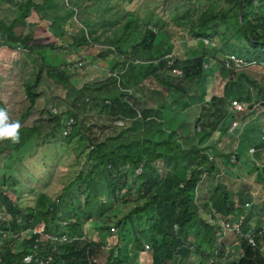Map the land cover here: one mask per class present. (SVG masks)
I'll return each mask as SVG.
<instances>
[{
  "label": "trees",
  "instance_id": "trees-1",
  "mask_svg": "<svg viewBox=\"0 0 264 264\" xmlns=\"http://www.w3.org/2000/svg\"><path fill=\"white\" fill-rule=\"evenodd\" d=\"M44 1L36 5L33 0H25L20 5L24 7V14L35 9L45 13L47 19L50 18L47 9L55 10L51 21L53 32L59 40L41 47L45 49L44 53L41 50L36 53L40 54L48 76L58 83L69 85L73 74L68 67L73 64L60 62L61 60L60 63L52 61L50 53L57 48L80 51L78 53L82 59L87 55L90 62L103 59L108 62L111 73H114L127 59L145 62L136 54L142 45H148L156 52L157 47L164 43L165 35L153 29L157 26L149 24L156 16L155 10H158L161 2L165 0H145L150 4L145 14H142L141 5L136 9L130 7L133 3L130 1L137 0H128L126 5L123 1L120 8L114 7V0H91V6L85 4L86 0H67V8L62 14L57 10L58 0ZM202 1L198 0L199 17L193 22L190 33L188 32L191 39L212 40L215 35H220L223 44L237 56L251 62H264V0H224L228 8H220V0H205L209 2V6H202ZM73 5L76 7H71ZM68 24L69 32L66 30ZM35 49L39 48L29 47L30 51ZM167 55L171 58L156 57L158 64L153 62L155 58L150 60L148 72L143 75L142 80L135 82V87L150 91H153L154 85L161 88L160 92L156 93L164 98L162 108L170 106L171 116L168 118V114L165 111L161 113L160 110L154 116L153 107H150L143 97L135 94L129 95V101L121 102L115 99L112 106L104 105L106 111H113V115L140 123L136 122L133 128L127 130H118L119 133L113 137L109 135L105 139L107 141H101L98 137L92 138L90 126L81 128L86 132V135L79 138L83 150L78 156L85 157L83 166L75 179L63 189L62 194L56 200H49L47 205L36 206L35 200L30 203L25 201L22 196L24 184L18 177V166L24 163L28 166L34 165L40 170L42 167L46 169L48 158L41 157L40 152H30L50 144L51 140L39 143L42 136L37 125L16 127L10 135L0 133V210H4L11 217L10 221L0 220V229L9 231L0 233V264H39L41 259L48 260L46 264H69L70 255L78 250L81 237L88 235L87 224L99 223L115 206L126 208L133 203L135 206L117 221L119 240L125 237L123 231L128 223L133 222V215L144 214L155 229L156 244L164 245L167 250L179 255L182 264L187 263V259L192 256L206 257L207 260L202 264H208L216 249L224 247L216 237L219 220H222L221 217H234L232 220L236 219V216L243 218L242 208L235 207L226 200L217 202V199H214L215 211L209 212V216L208 213L206 215L202 212L203 208L196 201L197 189L203 175L213 173L216 169L214 157L210 158L209 154L198 146L184 148L178 141L175 129L167 130L162 124L163 119H166L172 122L170 125L175 128L184 121L180 112L173 110V99L176 98L172 96H190L185 86L202 78L206 55L200 53L192 56L182 53L180 49L177 51L176 48ZM217 59L221 63L225 61L224 56ZM176 69H179L181 74L175 73ZM39 80L40 75L37 82ZM32 90L33 85L27 84L26 91L31 104L25 114L41 95ZM70 114L75 122L72 124L71 133L64 135L68 142L73 138L74 129L78 125L77 116ZM155 119L159 122L156 128L153 127L154 132L150 136L139 135L130 142L119 143L111 149L105 145L111 139H118L119 135L155 124ZM61 123V120H57L52 132L47 136L58 137L55 134L57 130H64L67 126V121H64L63 125ZM257 123L255 129L264 134V114L259 117ZM230 126H233V123ZM132 144L137 146L136 151L131 150ZM232 162L238 166L247 164L242 161L239 151L224 155L226 166ZM140 165L141 172L137 174L135 171ZM33 175L28 173L30 177H34ZM37 181L42 179L38 176ZM76 182L79 184L78 188H73ZM37 190L33 189L36 192ZM245 198L246 203L253 201L250 195ZM137 202L139 203L136 204ZM250 208L251 203L247 209ZM216 213L222 215L217 221ZM211 217L215 220L212 221ZM261 218L256 225L257 231L264 227V223H261L264 217ZM252 220V212L244 216L241 221L243 233L251 229ZM24 229L36 232L31 237H14L15 233ZM194 231L195 235L192 234ZM49 234L57 237L66 235L68 240L52 243L47 237ZM148 235L147 230H144L141 237L136 238L135 246L138 250L144 248L141 238H148ZM257 241L263 244L264 235L257 237ZM96 245L90 244L89 252H82L71 264H97L93 258L96 255ZM241 246L243 256L233 255L225 264H264V255L259 249L245 240H242ZM111 250L107 264H125L120 257V251L114 254L113 247ZM30 255H33L30 260L25 261Z\"/></svg>",
  "mask_w": 264,
  "mask_h": 264
},
{
  "label": "rangeland",
  "instance_id": "rangeland-1",
  "mask_svg": "<svg viewBox=\"0 0 264 264\" xmlns=\"http://www.w3.org/2000/svg\"><path fill=\"white\" fill-rule=\"evenodd\" d=\"M13 1L16 5H20L25 0L22 2ZM33 1L36 5L45 2L44 0ZM123 1L125 5L128 2V0H114V7L120 8ZM58 2L57 10L62 14L67 8V0H58ZM131 2H133L130 5L131 8L135 7L136 9L141 5L142 14H145L150 5L145 0ZM85 4L91 6L93 2L86 0ZM205 4L209 6V2L203 0L202 6ZM219 4L220 8H228L224 0H220ZM160 5L159 9L155 10L154 15L156 16L153 17L149 26H157L153 29H157L165 35L164 43L162 42V45L157 47L156 52H153L152 47L142 45L136 54L140 56V60L145 62L127 59L114 73H111L108 62L103 59L90 62L87 55L85 59H82L80 51L78 53L71 48H57L50 53L52 61L59 62L61 60L60 62L79 64L76 72L72 73L73 77H71L69 85H64L48 76L46 67L42 65L41 56L36 51H30L29 48L18 50L15 45L5 48L4 51L7 52V55L0 56V133H4L5 128L14 130L16 127L37 125L42 136L39 143L51 140L50 144L42 145L40 149L35 148L30 152L37 151L41 153V157L48 158L46 169L42 167L40 170L34 165L28 166L24 163L18 166L20 169L18 177L24 184L22 196L27 203L35 200L36 206H42L47 205L49 200H56L62 194L63 189L75 179L83 166L85 157H80L78 154L83 150L79 138L86 135L84 134L86 132L81 129L84 126L92 128L90 131L92 138L98 137L103 141L109 135V137L116 136L118 130H127L133 128L136 122L140 123L136 120L121 119L113 115V111H106L104 105L112 106L115 99H119L121 102L129 101V95L135 94L143 97L148 105L153 107L154 116L159 110L161 113L164 111L167 113L170 106L162 108L164 98L156 93L160 92L161 88L154 85V88L151 86L153 91L145 88L138 89L139 87H135V82L138 83L142 80L143 75L148 72L150 60L155 58L153 62L158 64L156 57L170 59L171 57L167 55L168 52H172L176 48L177 51L180 49L182 53L192 56L200 53L205 54L206 65L200 80L186 84L185 89L190 93L189 97L184 98L177 94L172 96L176 98V100L172 98L173 110L180 112L184 121L175 128L170 127L172 122L166 119H163L162 124L167 130L175 129L178 141L184 148L198 146L209 154L210 158L214 157L217 164L216 169L213 173L203 175L197 189L196 201L203 208L202 212L206 215L208 213L207 216H209V212L215 211L214 199H217V202L226 200L227 203H233L235 207L242 208L243 218L249 212L253 213L251 223L253 228L256 226L253 222L258 223L259 220H262L261 217H264V134H260L255 129L258 125L257 120L264 114V65L252 62V64L249 63L250 65L243 67H233L235 68L233 70L227 65V61L235 53L223 44L222 36L215 35L212 40L208 38L204 40L191 39L188 32L190 33L193 22H196L199 17L198 0H165ZM150 8L153 9L151 6ZM38 13L42 23L50 25L55 10L47 9L49 19L45 17V13ZM69 27L70 24L66 26L68 32ZM222 30L224 29L222 28ZM68 41L69 39L66 46ZM41 51L44 53L45 49ZM223 56L225 61L221 63L217 58ZM39 75L40 80L37 82ZM27 84H32V91L41 95L36 99L30 111L25 114L31 104L26 91ZM234 99L243 103V111L235 112L233 110L231 101ZM70 113H74L78 121L71 141L65 140L64 135L69 133L66 127L64 130H57L55 134L58 137L56 138L53 135L47 136L52 132L57 120H61L63 125L64 121L72 118ZM139 117L140 115H138ZM154 121H156L155 124H149L146 127H143V124V129L135 131L138 133H124L122 136L119 135L118 139H111L105 145L111 149L119 143L130 142L139 135L150 136L154 132L153 127L156 128L159 122L157 119ZM235 121L239 124L230 126ZM131 150L136 151L137 146L132 144ZM238 151L242 161L247 163L246 166L242 163L240 165L242 167H240L234 162L226 166L224 155ZM30 172L34 174V177L28 176ZM38 176L42 181H37ZM78 185L76 182L73 188H78ZM33 189L38 190L36 192ZM246 195H250L253 200L250 202L249 210L247 209L249 206H245ZM206 204L208 205L205 206ZM133 206L135 203L126 208L115 206L99 223L87 224L88 235L81 237L78 250L70 255L68 263L71 264L76 257H80L82 252H89L90 244H97L94 246L96 255L93 258L100 264H107L112 247L114 254L120 251V257L125 264H182L179 261V255L167 250L164 245L156 244L157 234L152 228V223L144 214L133 215V222L128 223L123 231L125 237L119 240L117 221L126 215ZM215 215L216 221L222 216L218 213ZM221 218V224L226 227V221L234 217ZM236 218L235 222L243 219L239 216ZM10 219L11 217L4 210H0V220L10 221ZM215 219L211 217L212 221ZM228 229L225 233L220 232L222 238L219 242H222V246L231 249L240 248L236 242H241V235H235ZM144 230H147L149 235L148 238H141V242L142 244L149 243L151 246L146 251L138 250L135 246L136 238L141 237ZM1 232L9 231L1 228ZM195 232L192 234L195 235ZM122 240L126 241L122 242ZM237 252L242 253L239 250ZM262 254L264 255V252ZM32 256L27 257L25 261H29ZM206 260V257L192 256L187 259L188 262L185 264H202Z\"/></svg>",
  "mask_w": 264,
  "mask_h": 264
},
{
  "label": "crops",
  "instance_id": "crops-1",
  "mask_svg": "<svg viewBox=\"0 0 264 264\" xmlns=\"http://www.w3.org/2000/svg\"><path fill=\"white\" fill-rule=\"evenodd\" d=\"M58 40L59 37L53 32L52 23L50 25L43 24L39 13L35 9H32L28 14H24L23 5H16L13 0H0V56L7 55V52L4 51L5 48L14 45L17 49L20 47L18 50H25L29 47L39 48L35 49L37 52V50H42L41 47L54 44ZM167 114L169 118L172 111L168 110ZM180 117L183 118L182 115ZM145 244L143 249L146 251Z\"/></svg>",
  "mask_w": 264,
  "mask_h": 264
},
{
  "label": "built area",
  "instance_id": "built-area-1",
  "mask_svg": "<svg viewBox=\"0 0 264 264\" xmlns=\"http://www.w3.org/2000/svg\"><path fill=\"white\" fill-rule=\"evenodd\" d=\"M17 1H23V0H17ZM18 49H20V47H18ZM236 55V54H235ZM235 55H233L231 58H229L228 59V61H227V65L229 66V67H231L233 70L235 69V68H233V67H243V66H245V65H250V64H252V62L255 64L256 62L257 63H259V64H263L264 65V62H258V61H256V60H254V61H247L246 59H243V58H241V57H239V56H235ZM250 63V64H249ZM78 66H79V64H73V65H71L70 67H69V70L72 72V73H75L76 72V69L78 68ZM176 71H178V72H176ZM174 72L175 73H177V74H181V71L180 70H174ZM231 106H232V108H233V110L235 111V112H238V111H243L244 110V105H243V103H241L239 100H237V99H234V100H232L231 101ZM75 121H74V118H69V120L67 121V126H66V128H67V131L69 132L68 134H70L71 133V131H72V129H73V127H72V124L74 123ZM124 124V123H123ZM123 124H121V125H123ZM239 123L238 122H234L233 123V125L234 126H237ZM66 130V129H65ZM68 134H66V135H68ZM141 168H142V165H140L137 169H136V173L137 174H139L140 172H141ZM250 205V203H246V207H248ZM235 220H237V218L236 219H234V220H227L226 221V223H227V225H226V227L227 228H229L228 229V231H233L234 233H235V235H241V242L239 241V243L238 242H236V245H239V247L240 248H230V247H226V246H222L223 248H220V249H216V252H215V255L214 256H212L210 259H209V261H208V264H225V263H227V261H229V259H231V256H233V255H237L238 257L239 256H243V254H244V252H243V248H242V246H241V243H242V240H245L249 245H251V246H253V247H255L256 249H259L260 250V252L262 251V252H264V243L263 244H259V242L257 241V237H259V236H263L264 235V227L262 228V229H260V230H256L255 229V227H253V228H251L249 231H247L246 233H243L242 232V226H241V224H242V222L241 221H239V222H235ZM221 221L222 220H219V223H218V225H219V229L217 230V232H216V237H217V239H218V242H219V240L222 238L221 237V231H222V233H225L226 232V227L224 226V224H221ZM36 232V231H35ZM35 232L33 231H31V230H29V229H24V230H22L21 232H18V233H15L14 234V237L15 238H22V237H25V236H32L33 234H35ZM39 233H41V232H39ZM47 237L49 238V240L52 242V243H55V242H61V243H63V242H66L67 240H68V237L66 236V235H62V236H60V237H57V236H55V235H51V234H49V235H47ZM151 248V246H150V244L149 243H146L145 244V249L146 250H149ZM54 249H56L55 247H54ZM220 250H222L221 252H220ZM242 251V253L241 254H239L237 251ZM222 253V254H221ZM216 256V257H215ZM48 259L50 260L51 259V257L49 256L48 257ZM39 260V259H38ZM47 261L48 260H44V259H41V260H39V264H46L47 263ZM94 262H96V260H94Z\"/></svg>",
  "mask_w": 264,
  "mask_h": 264
},
{
  "label": "snow or ice",
  "instance_id": "snow-or-ice-1",
  "mask_svg": "<svg viewBox=\"0 0 264 264\" xmlns=\"http://www.w3.org/2000/svg\"><path fill=\"white\" fill-rule=\"evenodd\" d=\"M12 131L13 130L11 128H5L4 129V132L7 133V134H9V135L12 133Z\"/></svg>",
  "mask_w": 264,
  "mask_h": 264
}]
</instances>
